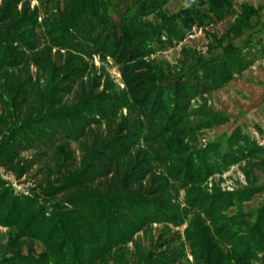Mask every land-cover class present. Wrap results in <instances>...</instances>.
<instances>
[{"label": "trees", "instance_id": "trees-1", "mask_svg": "<svg viewBox=\"0 0 264 264\" xmlns=\"http://www.w3.org/2000/svg\"><path fill=\"white\" fill-rule=\"evenodd\" d=\"M32 1L0 0V166L39 176L28 194L0 176V264H264V200L243 206L264 189L253 174L264 145L238 127L198 145L227 121L204 95L250 61L230 42L208 58L183 47L174 66L152 56L229 15L213 39L239 37L260 7L196 0L168 14L167 0ZM235 163L246 186L209 182ZM154 223L164 226L156 236Z\"/></svg>", "mask_w": 264, "mask_h": 264}, {"label": "rangeland", "instance_id": "rangeland-1", "mask_svg": "<svg viewBox=\"0 0 264 264\" xmlns=\"http://www.w3.org/2000/svg\"><path fill=\"white\" fill-rule=\"evenodd\" d=\"M233 7L241 1H248L255 7H260V18H252L253 26L244 31L239 37H229L224 40L221 45L213 39L212 33L219 36L226 28L228 21L232 20V16H227L224 21L208 26V29L192 28L193 33L186 35V37L179 43L164 48L156 47L155 52L152 54L158 61H162L165 65L174 66L178 63L181 57V48H191L196 55L203 58H208L212 53H217L221 50V46L230 42L238 45L243 49L248 60L250 61L247 68H245L240 75L230 79L225 85L216 90L204 95L207 105L214 111L223 113L227 117V121L216 125L212 128L203 129L198 136V145H205L210 141L217 138H224L230 134L235 127H238L243 132L257 140L259 144L264 145V36L262 31L258 30L259 24L264 20V0H231ZM35 1H32L34 4ZM186 4V0H167L163 5V9L169 14L176 12ZM151 21L156 18L153 15L147 17ZM94 65L99 68L102 62L97 55L93 56ZM105 71L111 76L119 87H123L121 75L111 58L107 57L103 63ZM100 71V70H99ZM101 72V71H100ZM203 99H199V102ZM126 112L125 109L122 110ZM31 152L23 151L22 156L30 157ZM36 167H32L30 171L24 173L21 177L17 178L12 171L7 170L5 167L0 166V176L8 181L15 190L24 194L29 193V188L33 186L34 181L39 178H34ZM253 174L257 177V185L264 188V170H254ZM36 176V175H35ZM220 179V185L223 189L234 190L246 186L247 181L240 169V163L229 165L220 175L215 174L209 177V182L212 180ZM210 184V183H209ZM182 191L180 192V197ZM181 199V198H180ZM264 200V189L260 193H256L250 200L243 203L245 210H255L262 204ZM162 224H152V232L156 236L160 230L163 229ZM172 230H182L183 225L179 227H172ZM3 231L4 228L0 227ZM139 240V245L145 247L147 239L139 233L136 235ZM130 259L134 260L132 256L133 248L131 243ZM186 255L191 259L186 251Z\"/></svg>", "mask_w": 264, "mask_h": 264}, {"label": "water", "instance_id": "water-1", "mask_svg": "<svg viewBox=\"0 0 264 264\" xmlns=\"http://www.w3.org/2000/svg\"><path fill=\"white\" fill-rule=\"evenodd\" d=\"M196 0H186V4L184 6H189L193 4Z\"/></svg>", "mask_w": 264, "mask_h": 264}]
</instances>
